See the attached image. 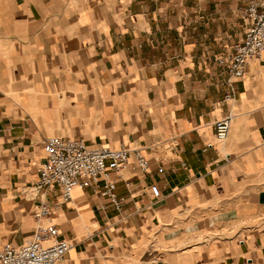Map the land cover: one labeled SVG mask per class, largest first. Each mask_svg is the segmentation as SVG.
Masks as SVG:
<instances>
[{"label": "crops", "instance_id": "crops-1", "mask_svg": "<svg viewBox=\"0 0 264 264\" xmlns=\"http://www.w3.org/2000/svg\"><path fill=\"white\" fill-rule=\"evenodd\" d=\"M247 1L0 0V249L31 238L47 200L71 244L56 264H264V52L232 104L216 60L242 38ZM51 136L139 149L148 170L110 172L118 207L85 178L59 202L34 188Z\"/></svg>", "mask_w": 264, "mask_h": 264}, {"label": "built area", "instance_id": "built-area-1", "mask_svg": "<svg viewBox=\"0 0 264 264\" xmlns=\"http://www.w3.org/2000/svg\"><path fill=\"white\" fill-rule=\"evenodd\" d=\"M242 15L246 20L242 38L233 50L216 58L225 66L228 76V88L223 96V101L228 104L234 102L235 83L244 75L250 60L264 52V0H248ZM231 118L229 112L215 121L214 136L217 141L227 138ZM175 147L174 138L164 144V149L169 152H173ZM43 151L44 158L34 188L57 189L59 202L70 201L74 188L85 184L79 178H85L96 194L107 196L118 207L121 199L112 193L110 172L119 171L126 165H132L143 173L148 170V159L141 150L122 145L117 148L94 146L82 140L51 136L45 139ZM149 191L154 199L161 195L156 184H150ZM49 213L50 202L40 201L36 213L37 225L31 238L19 246L5 244L0 249V264H56L64 258L71 244L59 238L56 226L47 221Z\"/></svg>", "mask_w": 264, "mask_h": 264}, {"label": "rangeland", "instance_id": "rangeland-1", "mask_svg": "<svg viewBox=\"0 0 264 264\" xmlns=\"http://www.w3.org/2000/svg\"><path fill=\"white\" fill-rule=\"evenodd\" d=\"M229 233H227V230H221L219 232L217 231H214L208 235H203V234H199L197 236V240L199 241H203L204 239H207V242L206 243H213V242H216V241H221L223 242L225 239L226 236H228ZM161 244L160 243H157L154 247L155 248H158L160 247ZM171 247H174V245H172Z\"/></svg>", "mask_w": 264, "mask_h": 264}]
</instances>
